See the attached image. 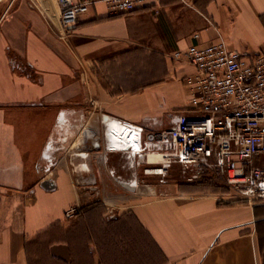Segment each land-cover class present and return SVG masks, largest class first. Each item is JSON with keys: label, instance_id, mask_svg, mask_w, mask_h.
I'll list each match as a JSON object with an SVG mask.
<instances>
[{"label": "crops", "instance_id": "crops-1", "mask_svg": "<svg viewBox=\"0 0 264 264\" xmlns=\"http://www.w3.org/2000/svg\"><path fill=\"white\" fill-rule=\"evenodd\" d=\"M59 9L58 0H12L0 15V264H264V203L176 184L108 198L101 173L118 187L129 163L118 172L107 164L117 152L83 140L86 130L101 137L104 114L147 127L187 109L193 67L176 50L223 36L261 54L247 49L245 29L264 34V0H151L116 15L100 1L68 29ZM134 60L146 77L139 89L102 79L113 69L134 78ZM51 142L52 177L42 169ZM82 162L89 171L75 169ZM75 204L82 210L68 218Z\"/></svg>", "mask_w": 264, "mask_h": 264}, {"label": "built area", "instance_id": "built-area-1", "mask_svg": "<svg viewBox=\"0 0 264 264\" xmlns=\"http://www.w3.org/2000/svg\"><path fill=\"white\" fill-rule=\"evenodd\" d=\"M100 1L116 15L146 7L151 0H58L63 27L76 25ZM194 37L199 38L200 32ZM173 58L193 67L184 77L190 105L169 111L165 129L148 130L141 125L139 138L145 154H130L129 167L143 183L141 172L166 182L175 167L190 182L222 176L244 198L264 203V54L232 49L220 36L211 43H192L176 50ZM109 128L103 129L101 138L105 156L120 150L112 146ZM52 150L51 156L43 152L42 169L48 176L54 175L58 164ZM149 151L159 159L150 161ZM89 153L82 151L81 157L87 159ZM78 167L89 171L86 162L78 163L75 169ZM80 211L81 204H75L65 214L73 218Z\"/></svg>", "mask_w": 264, "mask_h": 264}, {"label": "rangeland", "instance_id": "rangeland-1", "mask_svg": "<svg viewBox=\"0 0 264 264\" xmlns=\"http://www.w3.org/2000/svg\"><path fill=\"white\" fill-rule=\"evenodd\" d=\"M11 2H12V0H0V15H2V11H4V9ZM13 2H14V0H13ZM245 32H246V34H248V36H247L248 41L246 42L247 49H250V48H256L257 49L258 48L259 51L258 50L257 51L261 54H264V34L259 32L256 29H251V28H246ZM137 58H139V57H137ZM130 63L133 66V69L131 70V72H132L134 78H129L127 81L123 82L121 77H118V74L113 69L112 73H110V77L104 75L102 79L105 82L107 79H110L109 82H111L112 84H116L117 86L123 85V87L125 89L132 88L133 91L136 89H139V87H141V86H138L137 79L146 80V77L145 76L143 78L140 77L141 71L138 68V66L140 65L139 61L137 62L134 60ZM138 77H140V78H138ZM168 112L169 111H165L164 114L159 118H151L149 120V124L147 125V129L148 130H160V129L167 128L168 127ZM155 120H157V122L155 124H153V122ZM101 138L103 140L102 133H101L100 139ZM59 146H61V145H59ZM101 146L104 147L103 145H101ZM66 147H67V145H65V148ZM121 162H122V158L119 155L113 154L110 156L107 164H116L119 168V164ZM121 170H122L121 168L118 169V172H121ZM141 171H142V169H141ZM108 175H109L108 173H104V172L101 173V181L103 183H107L108 185H111L110 190L109 191L107 190V193H106L108 198H111V199L114 198V196L117 195L116 193H118V194L121 193L122 196H123V194H125V196L129 194L128 193L129 190L124 189L119 184L117 185L118 187L113 186L114 184H109L108 183L109 180H110V182H112V180H114V179L112 178L113 176L110 177L111 178L110 179L109 177H107ZM52 176H54V175H52ZM52 176H50V177H52ZM141 176L143 177L142 179L145 180L144 184L147 185V189H148L149 184L156 185L157 187L164 186V185L166 186L169 184H176L180 189H182L185 193H188V194L217 193L218 195H221V196H226V197L235 196V198H237L236 200H242L245 202H250L248 199L244 198L236 189L232 188L227 183L226 179L222 176L221 177H213V178H209V179H203V180L196 181V182H190V181H187L181 175V171H180L179 167H175L174 169L170 170V173L167 176L166 182H162L160 179V176H157V175H145L144 173L141 172ZM117 189H119V192L116 191ZM133 193L136 194L135 192H133ZM119 197H121V196H119ZM121 204H122V202H121ZM81 210H82V205H81Z\"/></svg>", "mask_w": 264, "mask_h": 264}, {"label": "bare ground", "instance_id": "bare-ground-1", "mask_svg": "<svg viewBox=\"0 0 264 264\" xmlns=\"http://www.w3.org/2000/svg\"><path fill=\"white\" fill-rule=\"evenodd\" d=\"M65 118H66V116H64V115L60 116L59 126L61 128L66 127V125L64 123V121L66 120ZM108 123L110 126L109 132H110L111 139H112L111 144L113 147H117L118 149H120L117 151V153L122 158V162H121L122 166H124V168H126L127 164H128V161H127L128 156L130 154L132 156H133V154H136L137 156H139V154H142V155L145 154L144 151H141L143 144L141 142V138H139V135H140L139 132H140L141 125L135 124V123H133V124L125 123L124 121H121L118 118H111L108 120ZM94 134L95 133H92L91 130H89V131L86 130V133L84 132V134H83V140L87 142V141H90V138L95 139L98 136V134H95V135ZM55 146H56V144H53V142L49 143L47 146V149L45 150V156H51L52 155L51 149H53ZM147 155H148V158L150 161H155V160L159 159V156L154 154L152 151L147 152ZM43 160H44V158H43ZM120 168L117 167V170ZM129 170L130 171H129L128 176H127L128 179L126 178V176H124L125 179L124 178H120V179L126 180L127 182H129L130 184H133L135 186L143 184L140 181V178L138 177L136 171L132 170V168H130V167H129ZM154 190H155L154 186L149 184L148 185V191L151 192Z\"/></svg>", "mask_w": 264, "mask_h": 264}, {"label": "water", "instance_id": "water-1", "mask_svg": "<svg viewBox=\"0 0 264 264\" xmlns=\"http://www.w3.org/2000/svg\"><path fill=\"white\" fill-rule=\"evenodd\" d=\"M113 118L112 116H110L109 114H104L103 115V120H104V129H106L109 126L108 120ZM150 137H152V135H150ZM92 144L95 147H100L101 146V139L100 136H97L95 138V140L92 142ZM117 181L119 182L120 186L123 187L126 190H129L131 192H135L136 194H145L148 193V189H147V185L140 184L138 186H135L133 184H130L129 182H127L126 180H122L120 178L117 177ZM42 185L47 188V189H53L56 187V183L54 180L52 179H45L42 182Z\"/></svg>", "mask_w": 264, "mask_h": 264}, {"label": "flooded vegetation", "instance_id": "flooded-vegetation-1", "mask_svg": "<svg viewBox=\"0 0 264 264\" xmlns=\"http://www.w3.org/2000/svg\"><path fill=\"white\" fill-rule=\"evenodd\" d=\"M145 128L147 129V127L145 126Z\"/></svg>", "mask_w": 264, "mask_h": 264}]
</instances>
